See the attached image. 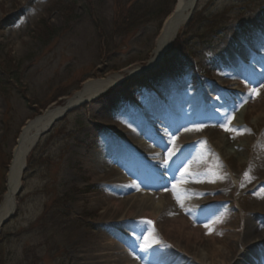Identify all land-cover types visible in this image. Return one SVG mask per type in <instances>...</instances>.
<instances>
[{
  "label": "rangeland",
  "instance_id": "1",
  "mask_svg": "<svg viewBox=\"0 0 264 264\" xmlns=\"http://www.w3.org/2000/svg\"><path fill=\"white\" fill-rule=\"evenodd\" d=\"M131 1L0 0V204L13 150L26 124L45 110L62 106L87 80L112 74L130 62L137 65L147 61L177 3L134 0L138 1V12L150 13L141 21L123 24L124 18H131L127 16ZM235 30L238 36L248 35L236 48L231 36ZM253 37L264 38V0H200L191 22L181 29L176 45L156 70L98 101L84 103L58 122L28 159L18 208L0 232V264H81L84 256L99 259L108 238L119 241L117 233L122 232L115 222L118 216L108 224L100 223L105 216L100 201L109 193L120 194L121 201L128 198L127 192L119 193L121 185L133 184L135 193L171 203L167 197L161 198L171 188L160 179L152 176L132 183L115 178L111 160L103 150L108 140L134 147L118 131L124 125V115L139 105L147 108L145 104L159 91V98L164 100L175 95L178 101L186 96L188 102L179 103L190 106L198 105L200 99L206 103L200 112L194 110L188 126L178 132L193 130L198 136V155L189 187L213 189L212 179L228 175L220 192L228 202L217 207L231 212V223L221 240L233 247L231 264L246 257L242 220H247L246 212L264 207V143H259L264 124L246 114L240 127L229 128L231 118L226 121L227 116L213 115L209 109L216 101V110H222L219 96L229 92L223 85L231 84L233 70L250 64L247 44ZM222 48L225 52L234 48L241 54L236 59L219 55ZM232 59L239 64H229ZM157 81H162L158 90L154 86ZM130 131L136 133L134 128ZM221 134L225 141L217 149L212 140ZM248 137H252L253 147L248 146ZM97 158L104 160V172H93ZM118 180L124 182L119 187ZM186 194L188 203L196 202L195 194ZM189 208L199 213L193 221L204 220L200 210ZM181 210L177 208L174 214L165 210L154 223L148 209V218L137 227L144 223L154 229L148 236L149 243L162 241L160 227L179 216ZM253 216L264 221V211ZM112 228L117 230L114 235ZM232 234L235 238L227 240ZM124 255L121 250L114 257ZM133 261L148 264L145 259Z\"/></svg>",
  "mask_w": 264,
  "mask_h": 264
},
{
  "label": "bare ground",
  "instance_id": "2",
  "mask_svg": "<svg viewBox=\"0 0 264 264\" xmlns=\"http://www.w3.org/2000/svg\"><path fill=\"white\" fill-rule=\"evenodd\" d=\"M195 3L196 0H177L175 9L165 20L160 35L158 36L147 61H144L141 64L132 65L126 68L123 73L115 72L102 78L87 80L79 91H76L69 99H67L66 105L76 106L81 103H91L98 95L109 91L111 88H115L117 85L121 86V83L127 78L125 74H128L129 76L135 75L141 71L140 69L142 66L150 67L161 60L162 57H164L165 52L168 51L177 40L178 33L190 17L195 7ZM233 35H236L235 31ZM244 35L239 36L235 43L237 44L240 41L245 42L248 35ZM252 39L253 42H251V46L253 50L259 51L257 53L258 56L263 58L264 39L256 37H253ZM219 54L226 55L225 49L222 48ZM234 55L238 56L239 53L234 50ZM221 83L222 85L224 84L223 82ZM226 86L230 92H240L239 94H234L235 96L231 94V97L237 96L240 100H246L244 106L231 119L229 127H240L242 125V117L246 114H249L254 121H262L264 124V84L258 90L252 89L250 85H246L245 82L239 80ZM228 96L230 97L229 93ZM63 108L64 107H52L45 110L40 116L29 121L22 129L13 150L12 160L7 175V187L0 204V226L1 223L18 208V192L23 185V171L30 157V152L33 146L38 142L43 131L52 124L57 116L64 112ZM151 110L152 104L144 111ZM140 130L142 131V128ZM118 131L126 141L134 145V147H128L129 152L136 151L142 154L143 151V153H146L147 146L143 142L141 143L140 140L138 141L136 139L137 135L131 132L126 127L125 123L123 126L119 127ZM176 133L177 131L171 128H167L164 132H159L161 146L163 147L167 144H173L172 153L174 154L182 152L190 142L198 139V136L194 135L193 130L186 131L178 136ZM248 138V146L253 147L252 137ZM213 141L214 146L219 149L221 144L225 141L224 135H219L214 138L212 142ZM260 141V144L262 145L264 143V131L261 135ZM239 147L244 146L239 144ZM114 149V147H109V152H113ZM113 154H116V152H113ZM153 154L156 159L161 160V149L153 150ZM108 155L110 154L108 153ZM94 162L96 165L94 164L95 168L92 169L94 170L93 172L97 173L105 171V168L103 167L104 160L97 158ZM114 167L113 170L116 172L115 178H125L124 173L117 167ZM182 171L190 176L194 172L193 166L187 164ZM212 181L214 186L213 189H209L207 186H202L197 190L192 189V193L196 195H212L209 197L200 196V199H198V202L194 203V206L223 204L228 201L226 197L220 193L223 189V185L228 182V175L218 177L215 181L212 179ZM116 183L117 187H119L124 182L118 180ZM121 186L123 189H121L122 192L119 193L127 192L128 198L121 201L118 196L120 194L109 193L101 199L100 202L105 206V216L101 218L100 223L108 224L112 220V217L118 216L119 220L115 222H117V225L125 234H127V229L130 228V225L137 224L139 221L148 218L149 215L145 213L148 209L152 210L150 216L153 218L154 223H156L157 219L163 212H165V210L168 212L171 211V213L173 212L174 214L177 207H188V203L183 197L178 198L177 201H173L169 194L161 196V198L167 197L169 199L171 203L168 204L166 201L163 202V199L156 201L152 195L143 194L141 192L135 193V187L133 184L129 186L125 185L124 187L123 185ZM175 187L178 194L186 195L188 190H190L187 183H179L175 185ZM216 210L217 212L211 221L202 224L201 226L194 225L188 218L186 219L183 216L184 211H182L181 216L169 218L164 226L160 227V234L163 241H157L156 243L160 244V248H163V251H167L165 258L163 259L164 264H231L234 256L233 247L231 244H228V241L224 242L221 240V238L225 237L227 234L228 230L226 227L229 225L228 223H231V212L219 211L218 207H216ZM262 211H264V207L253 209L251 212H246L248 218L245 221L242 220L241 227L245 226V234L247 236V239L245 240L247 250L244 253L245 255H248H246V257L243 255L244 258L240 259L238 264H264L262 260L261 263H259L260 259L264 258V228L262 229L264 221L262 220L260 222L258 219H254L253 216L255 212ZM234 234L230 236L227 235V240L238 236L237 234L234 236ZM110 238L111 236L108 238L106 244L103 243L104 246L100 251L102 256L99 259L84 256V263L81 264H136V262L133 261L131 253L126 250L123 238L119 236V241ZM135 239L138 240L137 235L134 240ZM121 250H124L125 255L119 256L118 259H115L114 254L117 251L119 253ZM249 252H253V257L250 256Z\"/></svg>",
  "mask_w": 264,
  "mask_h": 264
},
{
  "label": "trees",
  "instance_id": "3",
  "mask_svg": "<svg viewBox=\"0 0 264 264\" xmlns=\"http://www.w3.org/2000/svg\"><path fill=\"white\" fill-rule=\"evenodd\" d=\"M137 3L138 1H131L130 2V12L129 14H127V16L131 17V18H124L123 19V24H125V21H128L127 23H133L135 21H141L146 15H148L150 13V10L144 12V11H140L138 12L137 10ZM151 15V14H150Z\"/></svg>",
  "mask_w": 264,
  "mask_h": 264
},
{
  "label": "water",
  "instance_id": "4",
  "mask_svg": "<svg viewBox=\"0 0 264 264\" xmlns=\"http://www.w3.org/2000/svg\"><path fill=\"white\" fill-rule=\"evenodd\" d=\"M196 1H198V0H196ZM70 109H71V108L68 107V108L65 110L64 114H63L61 117H59L58 119H56L55 122H57V121H59L60 119H62L63 116L65 115V113L69 112ZM51 128H52V126L49 127V128L43 133V135H45V134H47L48 132H50ZM11 217H12V216H9L8 218H6V219L3 221V223L1 224V228H2L6 223L9 222V220H10Z\"/></svg>",
  "mask_w": 264,
  "mask_h": 264
},
{
  "label": "snow or ice",
  "instance_id": "5",
  "mask_svg": "<svg viewBox=\"0 0 264 264\" xmlns=\"http://www.w3.org/2000/svg\"><path fill=\"white\" fill-rule=\"evenodd\" d=\"M173 155H174V153H173ZM246 175H247V173H246ZM147 223H151V222H150V221H148ZM149 247H151V244L145 245V247H144V249H143V250H147V248H149Z\"/></svg>",
  "mask_w": 264,
  "mask_h": 264
}]
</instances>
